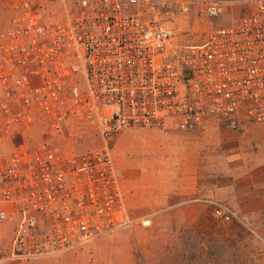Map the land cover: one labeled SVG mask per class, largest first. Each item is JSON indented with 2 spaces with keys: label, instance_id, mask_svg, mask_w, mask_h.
I'll use <instances>...</instances> for the list:
<instances>
[{
  "label": "built area",
  "instance_id": "obj_1",
  "mask_svg": "<svg viewBox=\"0 0 264 264\" xmlns=\"http://www.w3.org/2000/svg\"><path fill=\"white\" fill-rule=\"evenodd\" d=\"M0 135L25 140L0 164V223L16 259L59 256L130 224L111 145L123 132H242L264 125V0L186 42L224 0H2ZM90 124L105 145L60 141ZM39 129V135L30 132ZM218 219L235 215L218 207Z\"/></svg>",
  "mask_w": 264,
  "mask_h": 264
},
{
  "label": "crops",
  "instance_id": "obj_2",
  "mask_svg": "<svg viewBox=\"0 0 264 264\" xmlns=\"http://www.w3.org/2000/svg\"><path fill=\"white\" fill-rule=\"evenodd\" d=\"M142 130H147L143 142L134 144L133 135L125 131L114 145L128 221L168 219L216 237L207 222L218 219L222 207L236 217L230 236L241 240V252L250 246L251 255L258 258L251 264H264V125L248 124L242 132L215 125L193 133ZM39 133L38 128L30 132ZM24 141L0 135V164ZM132 149L148 156L141 169L126 160ZM9 223L14 236L15 223ZM111 235L94 240L89 249L21 264H133L130 240Z\"/></svg>",
  "mask_w": 264,
  "mask_h": 264
},
{
  "label": "rangeland",
  "instance_id": "obj_3",
  "mask_svg": "<svg viewBox=\"0 0 264 264\" xmlns=\"http://www.w3.org/2000/svg\"><path fill=\"white\" fill-rule=\"evenodd\" d=\"M224 1L227 2L224 16L217 20H208L205 28H201L198 25L193 26L192 19L190 24L185 23L180 27L181 31L177 33L178 39H183L188 43L202 42L205 40V36L200 33L202 30L212 32L213 30L226 27L246 12V0ZM2 2L0 0V29L8 23L10 16L3 9ZM146 131L142 129L128 130V133L133 135L130 140L134 141V144L143 142L145 139L143 134ZM60 142L64 150H75L77 152H83L87 149H98L105 145V142L93 126L87 123L79 124L78 122H75L73 125L72 123L70 124L67 138ZM114 145L115 141L111 145L112 156L115 161H118L120 156ZM127 154L129 155L126 157L127 162L139 169L143 167L144 159L146 157L148 159V156H145L144 150L132 149ZM207 223L209 224L211 235H215L216 237H208L203 235L201 231H196L193 226L187 227L168 219L149 222L131 221L130 224L116 230L112 235L119 234L120 238L130 240L133 248V264H202L201 260L203 258L204 262H207L206 264H215L212 259L208 258L207 254L202 252L201 248L202 244H206L207 241L219 240L220 238H222L220 240L228 243H237L238 249L241 252L240 245H238V243H241V240L230 236V234H233L232 226L234 222L225 223L219 219H214ZM10 226L9 222L0 223V264H21L39 260L37 258L31 260L13 258L11 249L13 233L12 230H9L11 229ZM201 228L199 227V229ZM247 245H249V240ZM88 247L87 245L84 248L89 249ZM233 250V247L230 246V252ZM245 252V254L241 252L244 257L249 259V262L245 264H251L252 261L258 259L256 255L255 257L251 255L250 246H247V251Z\"/></svg>",
  "mask_w": 264,
  "mask_h": 264
},
{
  "label": "trees",
  "instance_id": "obj_4",
  "mask_svg": "<svg viewBox=\"0 0 264 264\" xmlns=\"http://www.w3.org/2000/svg\"><path fill=\"white\" fill-rule=\"evenodd\" d=\"M230 246L234 249L232 252H230ZM201 249L215 264H245L249 262V259L239 251L235 242L228 243L220 239L210 240L206 244H202ZM201 262L202 264L207 263L204 262V258Z\"/></svg>",
  "mask_w": 264,
  "mask_h": 264
}]
</instances>
